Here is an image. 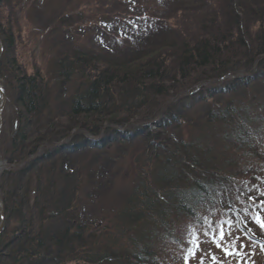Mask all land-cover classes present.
<instances>
[{
    "label": "trees",
    "instance_id": "16d2710c",
    "mask_svg": "<svg viewBox=\"0 0 264 264\" xmlns=\"http://www.w3.org/2000/svg\"><path fill=\"white\" fill-rule=\"evenodd\" d=\"M258 1L194 10L193 37L176 49L172 43L145 53L140 48L122 59L86 51L74 39L61 45L45 77L28 72L12 53L28 34L25 27L14 29L22 2L42 10V0H0V76L16 121L2 149L0 264H158L167 245L183 244L196 229L210 232L206 223L248 236L264 215V195L244 191L248 181L264 177V12L258 10L264 3ZM61 16L52 21L53 32L80 27ZM179 90L184 95L160 107ZM215 96L222 99L202 108L204 125L180 118L182 110ZM153 102L160 108L150 127L111 126ZM186 124L193 130L187 139L180 133ZM142 135L154 146L143 173L109 217L92 218L81 205L78 157L101 155ZM220 210L228 219L218 222ZM209 211L215 217L203 219Z\"/></svg>",
    "mask_w": 264,
    "mask_h": 264
},
{
    "label": "rangeland",
    "instance_id": "374dc122",
    "mask_svg": "<svg viewBox=\"0 0 264 264\" xmlns=\"http://www.w3.org/2000/svg\"><path fill=\"white\" fill-rule=\"evenodd\" d=\"M208 1L211 3L207 5ZM226 1L42 0V10L41 8L33 10L30 5L31 2L27 4L22 2V6L15 16L14 29L25 27L26 29L23 30H27L28 34L25 33L23 40H19L20 44L14 43L12 53L16 63L27 69L28 72L31 69L37 70L42 76L47 77L53 71L54 64L51 61H53L55 54L64 50L61 45H71L74 39H77L76 43L81 44L83 46L81 48L86 51L94 48L92 52L97 53L94 51L95 49H102L108 52L107 55L119 54L118 58L122 59H126L124 57L131 58L134 50L140 48H143L142 51L145 53L149 48L172 43L171 45L175 44L174 48L176 49L183 41L189 42V38L193 37L195 27L189 18L198 15L193 12L194 10L205 8L209 11L214 6L216 9L217 5L221 6ZM258 3L259 6L264 3V0H259ZM262 8L260 5L258 10L264 12V7ZM205 9L200 11V15L205 14ZM125 12L127 13L125 14ZM38 14H41V18ZM58 14H61V17L66 18V20L70 19L71 22H77L80 27L75 29L76 24H74L70 29V34L68 31L53 32L52 21H55ZM191 14L193 15L191 16ZM50 21L51 23L48 24L47 22ZM10 22H12V17ZM48 28L52 33L48 31ZM253 31L254 28H252ZM29 38H31V42H29ZM64 40H67L68 43ZM1 41L0 38V58L3 51ZM99 43H104L106 47ZM164 52L166 53V49ZM94 57L96 56L94 55ZM139 62L144 61L139 60ZM0 89L4 94V105L0 113L1 173L4 167L2 149L9 144L12 127L16 121L15 106L9 97V92L4 88V80L1 76ZM181 92L182 90H179L178 93L160 100V107L164 108L169 106L168 104L176 102L180 96L184 95L180 94ZM250 95L248 94V96ZM207 99H204V102L194 103L195 105L193 104L191 109L182 110L179 113L180 118L186 117L191 120L190 117H192L193 121L200 122L199 126L201 123L204 125L205 112L202 108L211 101L217 102L222 98L215 96L208 102ZM205 103L207 104L205 105ZM160 107H157L153 102L151 106L122 115L116 119V123H111V126L118 128L119 124L122 123L124 126L120 128L123 130L127 127L128 129L135 128L133 125H137L139 128H142V125L150 127L152 124L150 120L156 117V111ZM181 122L184 123L185 121ZM179 125L183 126L182 124ZM190 130V126L186 124L180 128V133L187 139L190 137V132L193 131ZM142 138H144L143 135L138 139L129 140L120 148L116 145L111 146L101 155L95 156L94 153L87 151L78 157L82 172L80 191L81 195H84L81 205L88 214L90 213L92 218L109 217L111 212L121 206L129 195L132 185L135 183L134 178L143 173L140 168L145 169L143 164L146 163L147 150L150 153L154 150V146H149ZM83 167H87V175L93 174L94 177H86V170H83ZM31 179L34 180V177ZM244 191L254 195H264V177L248 181L244 185ZM87 195H91V198H88ZM211 213L209 211L204 214L203 219L207 220L205 217ZM214 214L212 213L211 216L215 217ZM216 217L220 219L218 222L228 219L227 214L222 210L218 211ZM259 217L264 220V215L261 214ZM3 225L4 220L2 227ZM206 226L208 229L211 228L210 232L205 229H196L195 233L193 232V237L182 240L183 244L179 246L167 245L159 254L158 264H184V257L189 254V249L197 251L198 256L197 259L190 257L189 264H200V260H203V264H212L211 257L213 256L217 257V264H264V250L263 247L261 248L264 242V231L260 230L256 223L251 225L249 229V234L255 237L253 239L250 238L249 234L247 236L235 227L219 224L212 227L211 224L207 225V223ZM182 228L183 232L186 231L184 225ZM221 235L223 239H221ZM216 245H219V248ZM225 249L238 253L239 256L234 254L224 257L223 250Z\"/></svg>",
    "mask_w": 264,
    "mask_h": 264
},
{
    "label": "snow or ice",
    "instance_id": "6c2138e0",
    "mask_svg": "<svg viewBox=\"0 0 264 264\" xmlns=\"http://www.w3.org/2000/svg\"><path fill=\"white\" fill-rule=\"evenodd\" d=\"M255 223L257 224V226L259 227L260 230L264 231V220H261V218L259 216H257ZM221 239H223L222 235H221ZM216 246L219 248V245H216ZM197 248H199V245H197ZM234 254L239 256L238 253H233V252H230L226 249L223 250L224 257H228V256H231ZM190 257L192 259H197L198 258L197 251H195L193 249H189V254L184 257V264H189ZM211 260H212V264H217V257L213 256V257H211ZM200 264H203V260H200Z\"/></svg>",
    "mask_w": 264,
    "mask_h": 264
},
{
    "label": "water",
    "instance_id": "95a60500",
    "mask_svg": "<svg viewBox=\"0 0 264 264\" xmlns=\"http://www.w3.org/2000/svg\"><path fill=\"white\" fill-rule=\"evenodd\" d=\"M3 105H4V94L2 92V90L0 89V113L3 109ZM0 218H1V222H0V231L2 229V222H3V219H4V211H3V206H2V203L0 201Z\"/></svg>",
    "mask_w": 264,
    "mask_h": 264
}]
</instances>
